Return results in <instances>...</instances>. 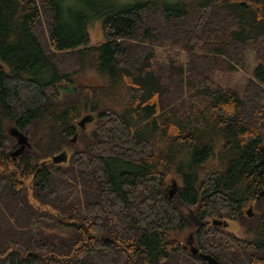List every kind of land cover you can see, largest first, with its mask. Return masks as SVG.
Returning a JSON list of instances; mask_svg holds the SVG:
<instances>
[{
    "label": "trees",
    "instance_id": "trees-1",
    "mask_svg": "<svg viewBox=\"0 0 264 264\" xmlns=\"http://www.w3.org/2000/svg\"><path fill=\"white\" fill-rule=\"evenodd\" d=\"M105 9L91 45L80 12L64 39L60 0H0V264H264V0Z\"/></svg>",
    "mask_w": 264,
    "mask_h": 264
},
{
    "label": "rangeland",
    "instance_id": "rangeland-1",
    "mask_svg": "<svg viewBox=\"0 0 264 264\" xmlns=\"http://www.w3.org/2000/svg\"><path fill=\"white\" fill-rule=\"evenodd\" d=\"M143 1H148V0H60L62 12H63L62 31L67 33L66 38H64V39L73 40L75 38V35H74V29H75V26H76V24H75V14L77 12H80V13L85 14V16L88 18L87 20H88V27H89L91 45H96V44L102 43V42H104V36H103L102 30H101V20L104 17V13L106 11L105 8H107L108 5H112V4L113 5H117V6H124V5H129V4H136V3H139V2H143ZM160 1H163V2H166V3H175L177 0H160ZM237 76H238V74H234V75L218 74L216 82L218 84L222 85L223 87H230L231 85H234L235 82H237V79H238ZM101 82L102 81L95 74L88 72V73H85V74H82V75L76 77L74 79V83H73L72 86L80 87V86H85V85L86 86L87 85H98ZM238 83H241V81L239 82V80H238ZM242 84H243V81H242ZM242 84H240V86ZM61 91L63 92L62 96H64L65 92H67L68 89H62ZM85 116H90V115L87 114V113L84 114L79 119V121L77 123H79ZM90 123H92V122H90ZM90 123L85 125L84 129H86L87 131H89L91 129V127H92V124H90ZM13 128H15V127L12 126V125H8L7 126V132H8L9 135H10V131ZM74 137H76V141L75 142H73ZM78 137H79V134L77 132V134L75 136L70 138V141L73 144H76L78 142ZM12 138H13L14 141L10 142L11 143V147L7 149L6 155L9 152H13L15 150V148H16L17 140L14 137H12ZM29 141H30V139H29ZM30 144H31V148L28 151H26L27 152V156H30L32 151H33V144H32L31 141H30ZM64 151L68 153V156H70V152L71 151L63 150L61 152H64ZM60 153H58V154H60ZM55 155H57V154H55ZM9 159H11L13 161L12 157L9 158ZM19 159H20V157L18 158V160ZM68 160H69V158H68ZM13 162H16V161H13ZM0 171H3V169L0 168ZM173 183L177 184V190H178V182L171 181L169 183V186L167 187L168 193L174 189V187L172 186ZM261 198H264V196H260L259 200ZM249 209L251 210L252 217H253L256 214V209H255L254 205H249L245 209V213H246L247 216H248L247 211ZM193 223L196 226L198 224H201L200 222L198 223L195 220H193ZM226 228L228 230H230V231H233L234 233H239L240 231H242L241 228L237 227L234 223H231V222H230V225L228 223ZM191 234H193V236H195V229L194 228L188 229L185 232V234H184V241H186L188 243V247L190 249L192 247H195V245H194L195 244L194 243V237H193V241H192V246L190 247V245H189V237H190Z\"/></svg>",
    "mask_w": 264,
    "mask_h": 264
},
{
    "label": "water",
    "instance_id": "water-1",
    "mask_svg": "<svg viewBox=\"0 0 264 264\" xmlns=\"http://www.w3.org/2000/svg\"><path fill=\"white\" fill-rule=\"evenodd\" d=\"M2 69V66H0V70ZM63 94V92H61V95ZM91 117L90 116H85L79 123H78V125H79V127L80 128H82V129H84L85 128V125L87 124V123H89V122H91ZM10 135L12 136V137H14V138H16V140H17V148L12 152V153H10V157H12L13 158V160H17L19 157H20V155L24 152V151H28L30 148H31V144H30V141H29V138H28V136L27 135H25L23 132H21L20 130H18V129H16V128H13L11 131H10ZM76 141V137H74V139H73V142H75ZM68 158H69V156H68V153L67 152H61L60 154H57V155H55V156H53L52 157V162L55 164V165H59V164H62V163H66L67 161H68ZM173 187H174V189L172 190V191H170L169 192V198L170 199H172L174 196H175V194L177 193V184L176 183H173V185H172ZM260 196H264V192H262L261 194H260ZM247 214H248V216L249 217H252V213H251V210L249 209L248 211H247ZM211 223L213 224V225H215V226H222V227H224V228H226L227 227V225H228V222H226V221H221V220H212L211 221ZM104 242L105 243H111L112 241H111V239H109V238H105L104 239ZM198 249L197 248H195V247H192L191 248V253L193 254V255H197L198 254ZM31 255H33V256H35V257H38L37 255H35V254H33V253H29L28 254V257L29 256H31ZM201 259H204V260H207V261H209L210 263H212V261L209 259V257L208 256H206V255H203V254H201L200 256H199Z\"/></svg>",
    "mask_w": 264,
    "mask_h": 264
},
{
    "label": "flooded vegetation",
    "instance_id": "flooded-vegetation-1",
    "mask_svg": "<svg viewBox=\"0 0 264 264\" xmlns=\"http://www.w3.org/2000/svg\"><path fill=\"white\" fill-rule=\"evenodd\" d=\"M1 71V70H0ZM73 86L72 85H61L59 88L62 90V89H69V88H72ZM17 146L18 145H16V148H17ZM15 148V149H16ZM10 153H12V152H9L6 156H7V158H11V157H9V155H10ZM26 157H28L27 156V152L26 151H24L21 155H20V159L18 160H13V161H21V160H23L24 158H26ZM193 234H191L190 235V237H189V245H190V247L192 246V241H193Z\"/></svg>",
    "mask_w": 264,
    "mask_h": 264
}]
</instances>
